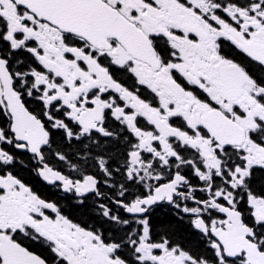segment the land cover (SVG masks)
Here are the masks:
<instances>
[{
  "label": "snow or ice",
  "instance_id": "snow-or-ice-1",
  "mask_svg": "<svg viewBox=\"0 0 264 264\" xmlns=\"http://www.w3.org/2000/svg\"><path fill=\"white\" fill-rule=\"evenodd\" d=\"M0 264H264V0H0Z\"/></svg>",
  "mask_w": 264,
  "mask_h": 264
}]
</instances>
